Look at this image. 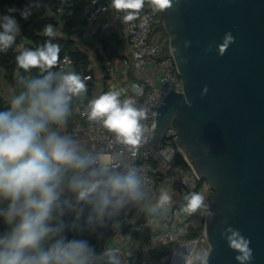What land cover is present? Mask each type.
<instances>
[{"label":"clouds","instance_id":"clouds-1","mask_svg":"<svg viewBox=\"0 0 264 264\" xmlns=\"http://www.w3.org/2000/svg\"><path fill=\"white\" fill-rule=\"evenodd\" d=\"M178 3L179 0H176ZM145 0H111V8L124 12V20L134 19ZM46 7L40 0L22 9L10 7L0 16V52L12 48L20 34L19 22L28 20L34 9ZM153 12L173 9V0H151ZM48 39L38 47L24 48L15 60L25 73L39 69L37 76H19V91L10 98L6 110L0 111V264H127L117 247L97 251L86 239H66V228L79 229L81 219L88 225H103L115 220L129 203L144 198V180L131 166L100 163L97 154L86 151L81 142L66 133L74 114V101L87 95L86 78L75 71H54L60 59V45L52 24L43 28ZM235 37L226 32L217 45L223 56ZM212 51L209 44L205 52ZM185 62L186 61H182ZM127 89H112L90 99L86 105L88 120L101 125L117 143L135 147L142 143L145 128L142 121L148 109L127 96ZM135 96L142 95L133 85ZM208 91L207 86L204 92ZM203 94V93H202ZM70 196H74L73 205ZM184 211L206 210L209 205L199 192L184 196ZM171 202V195L161 190L154 213ZM87 208L88 215L84 217ZM75 212L72 225L63 217ZM202 215H209L206 211ZM229 248L237 253L238 264H250L251 241L235 228L221 232ZM102 238V234H101Z\"/></svg>","mask_w":264,"mask_h":264},{"label":"water","instance_id":"water-1","mask_svg":"<svg viewBox=\"0 0 264 264\" xmlns=\"http://www.w3.org/2000/svg\"><path fill=\"white\" fill-rule=\"evenodd\" d=\"M173 3L162 11L163 28L183 91L172 89L159 107H150L157 110L156 127L140 149H158L172 130L211 191L203 264H238L221 237L228 227L251 241L250 264H264V0ZM226 32L235 42L220 56Z\"/></svg>","mask_w":264,"mask_h":264},{"label":"built area","instance_id":"built-area-1","mask_svg":"<svg viewBox=\"0 0 264 264\" xmlns=\"http://www.w3.org/2000/svg\"><path fill=\"white\" fill-rule=\"evenodd\" d=\"M106 19L102 31L106 35H117L124 42L128 57L120 59L121 64L128 70H136L141 76L137 80L127 83V96L145 106L147 116L142 121L145 132L141 144L130 147L116 142L115 137L101 125L89 121L86 111V96L82 101H76L78 120L65 132L74 138L83 136L87 143L83 148L99 156V162L114 165L135 167L144 180V198L155 195L168 184L177 187L182 197L181 215H178L177 205L172 211V219L155 221L145 218L143 202L129 203L121 209L115 220L120 221V228L113 229V233L105 242L106 247H117L121 250L122 259L127 264H203L210 252V246L204 231L205 216L184 211V196L190 192H197L201 181L188 163L175 142L172 130H168L162 145L150 150L140 149L151 140L156 127L157 110L164 97L173 89L183 91V81L179 76L172 53L168 47V38L154 37L152 30L155 26H163L162 12H153L151 0H145L144 7L135 12L134 19L124 20V12H117L111 6H95ZM0 16L1 13H0ZM30 41L24 36L20 27V34L12 48L17 53L26 48ZM75 61L68 55L58 62V71L73 70ZM112 61H105L106 72H112ZM85 82L90 75H83ZM2 71L0 70V80ZM133 85H139L142 95L135 96L131 91ZM1 96V92H0ZM2 97V96H1ZM74 206V196L69 197ZM74 211L69 209L67 214ZM177 212V218H174ZM176 217V216H175ZM203 219V228L199 234H194L197 222ZM111 224L114 220H108ZM137 227L136 229H133ZM149 229V230H148ZM138 232V233H136ZM163 247L164 252L156 254L155 249ZM137 254V255H136Z\"/></svg>","mask_w":264,"mask_h":264},{"label":"trees","instance_id":"trees-1","mask_svg":"<svg viewBox=\"0 0 264 264\" xmlns=\"http://www.w3.org/2000/svg\"><path fill=\"white\" fill-rule=\"evenodd\" d=\"M33 2L35 0H0V13L4 15L7 14V9L10 7L22 9ZM40 2L46 7L34 9L28 20L21 19L18 12L14 13L24 36L30 41L26 48L34 49L43 44L48 39L44 36L43 28L47 24H52L57 32L53 42L59 43L61 48L59 61L68 55L75 61L74 68L71 71H75L81 76L82 74L91 76V79L86 82V101L88 103L94 90L93 71L90 69L92 55L103 66L106 60H111L115 57L123 58L126 46L117 35L99 33L97 35L101 46V49H99L88 43L83 38V32L76 29V27L87 24L89 13H86L85 9L90 2H94L95 6H111V0H40ZM160 28H163V26ZM101 51L105 53V57L101 55ZM16 55L18 53L13 48L8 49L7 52H0V70L3 74L2 77L18 92L19 76H37L41 72L39 69H32L30 72L25 73L23 69L18 68L15 60ZM53 70L58 71V67L56 66ZM8 105V101L0 96V111L6 110ZM70 121L71 117L68 124H70ZM204 184L202 181L199 182L197 192L200 186ZM88 211L85 208V218L88 215ZM74 216L75 212L65 215L63 217L64 223L68 226L72 225ZM143 216L146 218L149 215L144 214ZM197 224L199 227L196 228L194 234H199L203 228V219L198 221ZM0 230H2V223H0ZM112 233L113 227L110 221H105L103 225H88L82 218L78 230H72L71 227H68L64 235L66 239H86L91 245L96 247L97 251H101ZM155 252L156 254H161L164 252V248L159 246L155 249Z\"/></svg>","mask_w":264,"mask_h":264},{"label":"crops","instance_id":"crops-1","mask_svg":"<svg viewBox=\"0 0 264 264\" xmlns=\"http://www.w3.org/2000/svg\"><path fill=\"white\" fill-rule=\"evenodd\" d=\"M85 12L89 13L87 24L78 25L76 29H79L80 31L83 32V38L88 43L101 49V46L97 39V35L99 33L103 34L102 27L104 25L107 14L102 13L100 10L96 9L94 2H90L87 5ZM101 55L105 57V53L103 51H101ZM124 55H125L124 57L129 56V53L127 52V50H125ZM120 59L121 58H117V57L111 59L112 72L108 73L105 70V63L103 65L104 66L103 68L102 64H100L97 60H95V58L92 55L90 69L93 71L94 90L92 91V95L90 99L102 93H105L109 90H112V89H119V88L126 89L128 82L137 80L141 76V74L136 70L126 69L121 64ZM0 83H1L0 85L1 96L4 100L8 101L9 103L10 98L14 94H16L17 91L10 84H8V82L3 77L1 78ZM74 108H75V111H74V114L71 116L70 124H67V127L64 129V131L69 129L72 126L74 121L78 120V117L76 114L77 113L76 101H74ZM76 139H78L81 142V144L82 143L88 144V142L83 136H78ZM161 190H166L171 195V199H172L171 202H173L171 206V211L169 209L171 214H172L173 209L176 207V205L178 206L179 203L180 204L182 203L181 202L182 197L177 187H175L172 184H168L164 186L163 188H161L155 195H150L147 198L146 197L144 198V202H143L144 205L142 208L143 214L149 215L146 218L153 217L155 221H157L158 219L160 221L168 220V215L166 213L167 211H164V208L154 213L150 212V209L156 206ZM181 207H183V205Z\"/></svg>","mask_w":264,"mask_h":264},{"label":"rangeland","instance_id":"rangeland-1","mask_svg":"<svg viewBox=\"0 0 264 264\" xmlns=\"http://www.w3.org/2000/svg\"><path fill=\"white\" fill-rule=\"evenodd\" d=\"M152 34L154 35V37L160 36V37L167 38V35H166L164 29L163 28H159L158 26H155L153 28ZM198 192L201 193L205 197V201H206V203H208V199H209V196L211 194V191L208 189V187L206 186V184L200 186V188L198 189ZM172 197H174V196H172ZM171 201H172V199H171ZM172 204H173V202H170V204L164 208V211H167L166 213L168 215V220H171L173 218L171 216V213H170ZM181 206H182V203L181 204L179 203V205L177 206V210L180 209L178 215H181L182 214V212H181L182 211L181 210L182 207ZM169 209H170V211H169ZM204 211L207 212V209L206 210L202 209L200 212H198V215L205 216V215H202L201 214V212H204ZM175 216H174V218H177V212H175ZM136 228L137 227H135L133 229H136Z\"/></svg>","mask_w":264,"mask_h":264}]
</instances>
